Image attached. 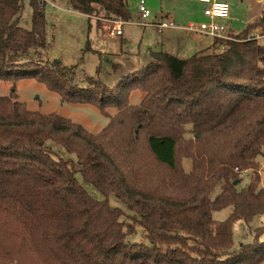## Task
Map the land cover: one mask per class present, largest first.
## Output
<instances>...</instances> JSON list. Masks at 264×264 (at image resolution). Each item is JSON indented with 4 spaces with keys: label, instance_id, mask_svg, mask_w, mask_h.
Wrapping results in <instances>:
<instances>
[{
    "label": "trees",
    "instance_id": "trees-1",
    "mask_svg": "<svg viewBox=\"0 0 264 264\" xmlns=\"http://www.w3.org/2000/svg\"><path fill=\"white\" fill-rule=\"evenodd\" d=\"M66 2L98 17L99 28L100 18H131L127 0ZM30 4L25 27L23 0H0V80L21 72L109 121L93 133L28 108L15 88L0 95V264L262 263L264 225L237 248L233 227L264 215V43L250 33L264 34V22L217 41L218 53L153 50L146 65L110 86L98 76L76 79L74 65L36 59L49 43L44 4ZM134 91L143 92L138 103ZM243 169L249 181L239 187ZM78 174L104 199L93 198ZM228 207V217L214 218ZM138 226L143 239H130Z\"/></svg>",
    "mask_w": 264,
    "mask_h": 264
},
{
    "label": "rangeland",
    "instance_id": "rangeland-1",
    "mask_svg": "<svg viewBox=\"0 0 264 264\" xmlns=\"http://www.w3.org/2000/svg\"><path fill=\"white\" fill-rule=\"evenodd\" d=\"M51 1L43 2L46 39L49 48L47 54L36 59L47 58L62 61L63 64L69 66L74 65L78 80H83L85 76H98L104 83L110 86L114 85L121 77L146 65L151 60V49L168 50L179 58H188L201 50L206 49L207 53H218L224 48V43H217V41L223 42L225 38H214L184 28L190 23L198 24L204 20V4L199 1L145 0L150 16L144 19V22L171 19L177 26L172 29H164V32L160 33L154 25L138 22L140 0H127L131 18L123 25L124 34L116 36H109L97 27L98 17L91 18L73 10L68 6L66 0H55L57 7H53ZM224 1L230 5V17L224 21L230 29L239 32L249 22L255 20L264 22V18L261 17V14H264V0ZM31 15L30 0H23L19 24L30 27ZM111 19L113 18H100L103 29L107 24H111ZM251 32H254L253 34L260 38V42L264 43L262 28L251 29ZM162 36L171 38L166 47L158 43ZM20 73H9L7 79L0 80V95H7L15 88L18 98L24 101L28 108L40 112H56L82 124L93 133L99 132L107 125L109 117L97 107L91 104L64 102L57 92L48 89L44 83L33 77H21ZM142 95V91H134L131 94V103H138ZM109 111L114 113L115 109L110 108ZM50 144L60 151V155H68L55 143L50 142ZM258 161L261 166V182L264 183V155H259ZM183 167L186 171L191 169L189 158L184 159ZM248 174L243 176L239 187H243L249 181ZM77 177L93 198L104 199V195L91 183L84 180L79 174ZM108 199L112 205L124 208V204L115 196L109 195ZM230 212L231 207L224 208L214 212V218L223 220L228 217ZM263 223L264 215L257 216L250 223L237 221L233 227V248L252 240L255 229L260 228ZM143 234L144 228L138 226L136 234L132 235L130 239L142 240ZM260 264H264V261Z\"/></svg>",
    "mask_w": 264,
    "mask_h": 264
},
{
    "label": "built area",
    "instance_id": "built-area-1",
    "mask_svg": "<svg viewBox=\"0 0 264 264\" xmlns=\"http://www.w3.org/2000/svg\"><path fill=\"white\" fill-rule=\"evenodd\" d=\"M46 2L47 0H41ZM205 5L203 14L205 19L198 24L190 23L187 27H184L190 31L206 34L214 38H233V34L229 29L227 23L224 21L230 17V5L225 1L219 0H195ZM53 5V2H50ZM150 16V11L146 7L145 0L139 1V21L141 24L154 25L158 30L166 28L177 27L175 22L171 19H161L156 22H144ZM264 18V14H261ZM111 24H107L104 29L109 36H116L123 34V25L126 20L121 17L111 19ZM249 173V170L243 169L240 171L241 176H245Z\"/></svg>",
    "mask_w": 264,
    "mask_h": 264
},
{
    "label": "crops",
    "instance_id": "crops-1",
    "mask_svg": "<svg viewBox=\"0 0 264 264\" xmlns=\"http://www.w3.org/2000/svg\"><path fill=\"white\" fill-rule=\"evenodd\" d=\"M219 1H224V0H219ZM51 2H53V7H57V4L55 3V0H52ZM204 7H205V5H204ZM203 17H204V19H205V16L203 15ZM102 31H105L104 29H103V27H101L100 28ZM166 29H172V28H166ZM230 29V28H229ZM158 30V29H157ZM230 30H233V29H230ZM158 32H160V33H163L164 32V29L163 30H158ZM233 32H235V33H238L237 31H234L233 30ZM123 34H124V30H123ZM122 34V35H123ZM171 38L170 37H160V41H158V43L160 44V45H162L163 47L165 46H168V44H169V40H170ZM214 39V38H213ZM153 50L151 49V51H150V53L152 52ZM168 51V50H167ZM169 52V51H168ZM262 183V182H261ZM262 186H264V183H262ZM261 216H263V215H261ZM263 225H264V223H263Z\"/></svg>",
    "mask_w": 264,
    "mask_h": 264
}]
</instances>
